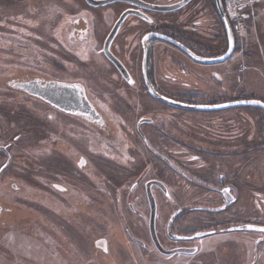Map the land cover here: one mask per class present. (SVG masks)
<instances>
[{
    "label": "flooded vegetation",
    "instance_id": "obj_1",
    "mask_svg": "<svg viewBox=\"0 0 264 264\" xmlns=\"http://www.w3.org/2000/svg\"><path fill=\"white\" fill-rule=\"evenodd\" d=\"M94 1L100 6L83 0V11L74 8L79 15L68 23L65 40L89 46L100 10L95 51L105 63L101 87L114 101L129 90L130 113L99 114L81 85H66L75 87L71 93L51 88L36 97L100 134V160L124 175L116 185L115 176L100 167L127 242L140 253L133 260L225 264L227 257L228 264H264V107L254 103L264 106V99L248 91L245 66L233 62L243 49L227 0ZM108 1L113 2L102 5ZM53 84L59 83L35 78L13 85H34L33 91L46 90L42 94ZM156 96L200 109L172 107ZM102 146L111 154L104 156ZM66 154L78 169L86 165L83 156L69 149ZM50 173L45 187L63 195L68 189ZM6 189L1 226L8 228L10 212L38 214L35 206L9 205L10 195L15 202L14 195L24 193L22 186ZM16 229L9 226L5 234L32 237ZM3 243L0 258L18 264L20 258L12 256L19 253L8 244L7 253ZM97 247L100 258L110 256L107 238L100 237Z\"/></svg>",
    "mask_w": 264,
    "mask_h": 264
},
{
    "label": "rangeland",
    "instance_id": "obj_2",
    "mask_svg": "<svg viewBox=\"0 0 264 264\" xmlns=\"http://www.w3.org/2000/svg\"><path fill=\"white\" fill-rule=\"evenodd\" d=\"M82 3L0 0V202L7 199L6 185L16 183L24 193H16L15 202L10 195L13 203L9 205L39 208L35 216L9 213V226L32 237L5 234L9 226L0 225V253L4 242L7 253H11L7 244L19 253L12 256L20 258L18 264H100V260L102 264H164L154 259L133 260V255L140 253L127 242L115 198L105 176L100 179V167L105 175L115 176L116 185L124 175L100 160V134L13 85L35 78L64 86L81 85L99 114L100 110L130 113L133 101L125 98H132L129 90L120 91L126 96L114 101L104 96L101 87L105 63L95 51L100 49V10L95 11L99 14L91 23L89 46L69 45L65 40L68 23L79 15L74 8L82 10ZM227 3L243 49L233 62L245 66L248 91L264 99V16L252 17L244 0ZM237 77L234 75V80ZM68 149L85 158L84 168L75 166L74 157L66 154ZM111 152L104 147V156ZM49 169L55 173V181L68 189L63 195L45 187ZM101 190L107 194L100 195ZM100 237L109 240L108 257L100 258ZM223 263L228 264L227 257ZM0 264L10 263L0 258Z\"/></svg>",
    "mask_w": 264,
    "mask_h": 264
},
{
    "label": "water",
    "instance_id": "obj_3",
    "mask_svg": "<svg viewBox=\"0 0 264 264\" xmlns=\"http://www.w3.org/2000/svg\"><path fill=\"white\" fill-rule=\"evenodd\" d=\"M87 1V3L89 4V5H91V6H93V7H99L100 6V1H94V0H86ZM110 2H113V1H108V2H105V3H102V5H106L107 3H110ZM223 20H224V23H225V25H226V29H227V32L229 33V35H230V39H231V48H233L234 47V44H235V42H234V37H233V34H232V30H231V28H230V26L227 24V22H226V20L223 18ZM120 22V21H119ZM119 22H118V24L117 25H119ZM117 28V27H116ZM115 31V30H114ZM178 46V45H177ZM147 55V54H146ZM147 59H145V61H146ZM225 59H223V60H221V61H224ZM34 85H20L19 87L21 88V89H23V90H25V91H27V92H30V93H32V94H36V95H44V94H47L50 90H51V88H52V90H54V91H56L57 93H71V91L73 90V89H75V87L74 86H64V85H60V84H53L52 86H48V90H47V92H44V93H42L41 94V92L42 91H46V90H42V91H38V90H36V91H33L34 90V87H33ZM82 93H83V95L85 96V93H84V90L82 89ZM156 98H158L157 96H156ZM159 99V98H158ZM159 100H161L163 103H166V104H168L169 106H172V107H176V108H182V109H200V108H194V107H188V106H184V105H181V104H179V103H174V102H170V101H167V100H165V99H163V98H160ZM256 105L257 106H260V107H264L263 106V104H261V103H256Z\"/></svg>",
    "mask_w": 264,
    "mask_h": 264
},
{
    "label": "crops",
    "instance_id": "obj_4",
    "mask_svg": "<svg viewBox=\"0 0 264 264\" xmlns=\"http://www.w3.org/2000/svg\"><path fill=\"white\" fill-rule=\"evenodd\" d=\"M246 3V8L251 13L252 17L259 18V16H264V0H244Z\"/></svg>",
    "mask_w": 264,
    "mask_h": 264
},
{
    "label": "snow or ice",
    "instance_id": "obj_5",
    "mask_svg": "<svg viewBox=\"0 0 264 264\" xmlns=\"http://www.w3.org/2000/svg\"><path fill=\"white\" fill-rule=\"evenodd\" d=\"M254 103H259V101H254ZM227 191V190H226Z\"/></svg>",
    "mask_w": 264,
    "mask_h": 264
}]
</instances>
